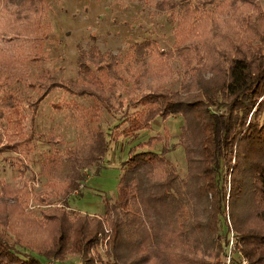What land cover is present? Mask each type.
Returning <instances> with one entry per match:
<instances>
[{"label":"trees","instance_id":"obj_1","mask_svg":"<svg viewBox=\"0 0 264 264\" xmlns=\"http://www.w3.org/2000/svg\"><path fill=\"white\" fill-rule=\"evenodd\" d=\"M137 1L168 13L176 27V47L166 50L155 40L136 44L126 60L143 66L135 72L126 67L129 63L124 66L121 54L105 56L94 46L80 59L87 82L79 85L52 77L30 104L37 114L57 89L94 99L113 117L122 115L110 134L114 142L140 138L158 118L184 115L181 145L188 157L187 175L173 168L166 153L146 150L163 141L159 136L133 148L123 166L120 198L107 204L104 216L71 209L70 198L86 180L81 173L67 181H49L47 192L36 198L40 218L30 215L26 204L18 202L24 195L14 192L11 201L18 202L20 214L0 211V264H47L70 255L84 264H213L206 257L220 259L229 253L233 236L239 237L238 246L246 247L242 254L236 252L237 264L244 258L250 264H264V229L246 225L238 211L241 205L256 203L262 208L256 216L264 226V28L252 29L255 35L246 32L253 22L256 27L264 25L262 6H255L257 17L246 12L242 20L246 29L234 32L228 54L216 43L222 27L219 17L212 16L228 12L230 21H241L239 0H226L224 5L220 0H201L202 8L194 7L193 0ZM209 4L217 11L206 8ZM46 7V0H0V41L37 37ZM176 61L183 73L180 90L150 81L172 75ZM125 70L135 85L132 91L120 86L126 81ZM10 92L0 93V157L11 153L29 157L35 132L26 129L17 98ZM92 138L89 164L102 161L111 148L105 131ZM20 163L28 168L24 160ZM3 190L11 191L1 183L0 194ZM55 201L64 203L59 207ZM228 209L238 237L228 223ZM103 238L109 239L106 253L100 250Z\"/></svg>","mask_w":264,"mask_h":264},{"label":"rangeland","instance_id":"obj_2","mask_svg":"<svg viewBox=\"0 0 264 264\" xmlns=\"http://www.w3.org/2000/svg\"><path fill=\"white\" fill-rule=\"evenodd\" d=\"M243 2L238 1L239 14L242 15L241 19H238L241 21H230L232 16L228 15V12L214 13L212 16L219 17L222 27L220 40L216 43H220L222 50L228 54L231 53L230 45L235 39L234 32L237 30L243 32L241 27L246 29L242 21L246 12L257 17L255 6L260 4L264 18V0H248V6ZM46 3V11L41 18L42 29L37 37L0 41V93L6 95L11 91L15 94L19 111L21 110L22 117L25 118L26 129L29 131L33 129L35 132L34 150L29 157H20L17 153L0 157V187L1 183L7 184L11 190L9 193L3 190L0 194V211L8 210V214H14L16 217L20 214V207L17 204L23 202L30 215L40 218L39 202L36 198L47 192L49 181H67L75 176V173H81L86 180L70 198L71 209L87 215L104 216L107 204L116 203L120 198L123 166L130 160L133 148L159 136L164 138L163 141L149 146L146 150L166 153L173 168L176 167L185 177L188 173V157L181 145V135L187 125L184 115L170 116L167 119L158 118L153 122V128L143 131L140 138H122L119 142H114L110 134L115 126L120 124L122 115L113 117L94 99L74 96L63 89H57L42 103L37 114L34 115V109L30 104L36 101L42 86L52 77L62 79L66 83L77 82L79 85L87 82L88 78L81 70L80 59L84 51L90 52L94 46H97L105 56L121 54V60L125 61L122 62L124 66L128 65L129 62L126 60L130 58L133 47L138 43L155 40L163 49H173L177 44L176 27L170 22L168 13L159 11L154 4H145L137 0H46ZM226 3V0H220L219 4ZM193 4L197 8H202L203 5L201 0H193ZM206 8L217 11L214 5L209 4ZM263 28L262 23L256 27L253 22L252 28L246 32L254 34L252 29L259 32ZM209 35L211 33H208ZM233 54L236 52L233 51ZM90 66L93 71L98 72L95 64L91 63ZM126 67L132 68L135 72L143 68L133 62ZM122 73L126 81L123 85L121 83V88L134 90L135 85L128 78L129 75H126V70ZM182 74L181 66L176 61L172 75H160L155 80L151 78L150 81H157L163 87L180 90ZM125 85L129 87L126 88ZM118 90L122 91L119 88ZM107 95L111 96V93L108 92ZM99 130L107 133L111 148L102 161L89 164L87 153L93 135ZM21 160L26 162L28 168L21 165ZM227 185L229 191L232 178ZM14 192L24 197L13 203L11 199L17 195ZM55 203H59L56 206L61 207L64 202ZM258 210L262 211V208L256 203H251L241 205L238 211L245 218L246 225L253 229H264L256 216ZM231 214L228 209V223L232 233L238 237ZM238 238L234 240L232 262L228 259L230 251L229 253L225 251L220 259L209 256L206 259L213 264H218L217 262L237 264L234 258L236 252L242 254L243 248L246 249L242 243L238 246ZM107 239L103 238L100 245L103 253L109 251ZM220 240L223 242L222 237ZM47 264L84 262L77 255H70L65 261L52 260ZM243 264L250 262L244 258Z\"/></svg>","mask_w":264,"mask_h":264},{"label":"built area","instance_id":"obj_3","mask_svg":"<svg viewBox=\"0 0 264 264\" xmlns=\"http://www.w3.org/2000/svg\"><path fill=\"white\" fill-rule=\"evenodd\" d=\"M234 240H235V238H234V236L232 237V240H231V246H230V249H229V251H230V257L228 258L229 259V262H232V260H233V252H234V247H235V242H234Z\"/></svg>","mask_w":264,"mask_h":264}]
</instances>
